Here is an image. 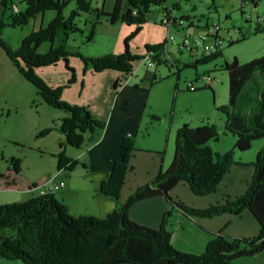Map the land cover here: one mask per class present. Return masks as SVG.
I'll use <instances>...</instances> for the list:
<instances>
[{
  "label": "trees",
  "instance_id": "obj_1",
  "mask_svg": "<svg viewBox=\"0 0 264 264\" xmlns=\"http://www.w3.org/2000/svg\"><path fill=\"white\" fill-rule=\"evenodd\" d=\"M22 1L24 11H14L9 22L0 19V48L25 80L35 87L37 96L45 104L66 113L59 126L65 140L60 143L61 150L56 157L59 170L73 171L77 161L67 157L65 148L70 146L81 149L84 145L98 142L106 122L97 119L87 107L69 104L62 99L63 90L76 81L75 70L69 66V58H80L85 69L90 68L97 73L109 69L121 72L125 77L132 73L136 62L146 54H150L158 64L169 63L167 59L160 58L165 52L167 41L161 46L147 45L143 55L131 53L129 47L130 41L141 31L142 24L147 22L151 7L161 8L165 0H127L128 7L123 15H120L121 0H116L110 13L91 7L86 0H77L79 11L95 14L90 34L85 38L87 43L92 41L96 26L104 18L111 24L121 22L135 25L134 32L124 38V52L107 53L101 57L83 56L78 51H68L65 46L68 35L81 32L73 22L79 12H73L70 18L63 15L68 0ZM6 3L8 0H2L1 5L6 6ZM177 8L174 5L172 9L176 11ZM46 11L56 12V18L45 29L37 30L22 40L19 48H13L2 40L1 33L6 26H26L30 19L42 16ZM255 33L264 34V25L257 23ZM59 34H62L60 45L51 46L45 54L37 52L46 42L54 44ZM221 54L209 55L200 62L207 63ZM60 61L65 62L64 66L71 78L63 86L52 88L37 74L36 69L55 66ZM223 69L229 77L230 99L227 106L220 108L226 115L225 129L237 136L235 148L238 151L249 150L255 140L264 139V55L245 63H240L234 57L231 62H225ZM253 82L258 87L255 88L252 100L245 95V89ZM116 87L117 82L114 83ZM240 99L254 103L253 108L250 106L246 110L247 115L236 111ZM49 131L52 129L44 130L38 137ZM218 137L215 125L192 127L183 124L176 131L174 157L169 167L151 182L135 189L126 204H121L120 192L125 185L127 173L133 170L130 161L137 150L134 147L135 138L125 135L118 145L120 158L113 163L107 179L98 188L99 194L117 202L109 216H72L54 195L48 193L1 205L0 259L16 260L22 264H233L240 257L264 255V147L260 148L252 164L254 173L246 191L238 197L204 209L189 207L169 197V192L180 181H185L195 195L205 196L217 191L221 180L235 162L231 151L221 155L211 148L209 142L218 140ZM11 163L12 169L9 171L19 173V160L13 159ZM0 188L18 187L10 175L0 173ZM159 196L166 197L173 208L179 209L189 218L208 219L225 213L237 216L244 210L248 211L258 221L259 233L252 238L218 234L208 242L204 252L185 253L171 245L172 234L167 228L171 217L169 211L163 216L158 229L138 225L130 220L129 210L134 204Z\"/></svg>",
  "mask_w": 264,
  "mask_h": 264
},
{
  "label": "rangeland",
  "instance_id": "obj_2",
  "mask_svg": "<svg viewBox=\"0 0 264 264\" xmlns=\"http://www.w3.org/2000/svg\"><path fill=\"white\" fill-rule=\"evenodd\" d=\"M91 7L100 8L106 13H110L116 4V0H86ZM240 0H165L163 7L153 6L150 9V17L148 22H144V30L140 32L135 39V46L144 48L147 43L153 45H164L167 35L166 28L160 25L163 16L168 11H172L173 6H181V10H176L177 15L185 18L191 24L199 26V30H203L207 26L220 27V36L223 40L221 55L215 59L204 63L201 59L207 58L211 54H204L200 51L198 54H190L189 51H178L171 43L167 44L169 53V63L158 64L154 61L153 66H143L135 64L131 78L127 82L121 83L117 87L114 96L110 93L111 86L109 84V76L104 70L99 73L87 68L84 71L91 70L93 73L100 74L99 77L90 81V86L83 90L80 84L69 86L66 90V98L78 100L83 107L99 112L97 119L106 122V127L101 139L94 144L89 155L92 160H77L76 167L72 171L65 170L60 177L55 174L58 170L57 154L52 150L58 147V142L54 140L52 131L44 136L38 135L44 130L50 128L45 126L48 122L49 112H40L37 117L27 112L28 108H38L39 96L35 95V87L31 84L19 80V72L11 68V63L0 57V173L6 174L7 170L12 169L11 161L19 160L20 174L26 178H36L47 170H52L51 177L46 176L34 182L33 189H22L17 182V190L0 188V206L14 202H21L30 199L32 196H41L37 186L42 184L51 185L56 182L60 183L63 179L68 183L67 177L73 179H82L85 172L90 171L94 176L105 173L108 160L114 163L119 157L118 142L114 140V136L122 129L129 128L135 133L134 147L146 152H156L165 157V168L171 164L174 157V145L176 131L185 123L192 127L198 125L209 124L215 125L218 132V140L214 139L209 142L211 148L221 155L231 151L233 153L234 163L238 159L246 167L252 166L256 160L258 148L264 147V139L255 140L249 150L238 151L236 147L237 136L225 129V114L220 108L227 106L229 99V77L223 69L225 62H231L235 57L240 63L251 61L264 55V34L255 33V12L253 10L252 0H243L249 2V5L242 8ZM258 1V0H257ZM261 14H264V1L259 0ZM0 0V19L3 22H9L13 15L14 9L19 11L25 10L22 0H8L6 6L1 5ZM77 0H68L63 8V15L71 17L73 12H79L73 22L81 29V32H75L68 35L65 40V46L68 51L83 52L88 57H101L116 47L118 39H120L119 27L114 26L105 18L98 23L92 41L87 43L85 38L90 34V21H94V13H84L77 9ZM128 7L127 0H121L120 15L125 14ZM167 10V11H165ZM252 11V13L250 12ZM250 12L252 20L246 18V13ZM259 14V16H262ZM57 13L54 11H46L43 16L30 19L26 26L8 27L6 26L1 33V38L13 48H19L22 40L26 39L30 34L40 29H45L52 19H55ZM90 23V27L88 24ZM110 23V24H108ZM264 24V23H261ZM130 34L134 32L135 25H127ZM165 28V29H164ZM171 33L175 36V40L182 39V34L174 29ZM62 34H59L54 44L46 42L37 49L39 54H45L51 46L57 47L61 44ZM120 44L122 41L120 40ZM123 47V43H122ZM2 52V51H1ZM3 53V52H2ZM4 54V53H3ZM167 59V58H163ZM48 69V70H47ZM118 74L120 82L122 73L113 71ZM60 68L54 70L52 66L45 68L44 77L51 79L53 83L59 82V86H63L66 82L62 80ZM19 76V77H18ZM210 77L212 84L207 87L203 77ZM125 77V76H123ZM22 78V77H21ZM22 80V79H21ZM89 81V79L87 80ZM191 84L197 87L195 90H188ZM107 85V88H106ZM118 85V82H117ZM258 85L253 82L245 89V95L253 100V93ZM37 93V92H36ZM63 99V98H62ZM64 100V99H63ZM66 101V100H65ZM67 102L73 105H80L77 102ZM250 103L247 99H240L236 104V111L247 115L246 110L253 108L254 103ZM49 107V106H48ZM51 109V107H50ZM54 110V109H51ZM96 117V116H95ZM25 120V125H21ZM38 123V124H37ZM35 124L44 126L36 134L25 136L22 138L24 130H28L29 126ZM107 133V137L105 135ZM105 138V140H104ZM46 139V140H45ZM39 140H44L42 144H38ZM42 146H47L49 151H43ZM84 145L81 149H85ZM57 149V148H56ZM55 151V150H54ZM109 167V172H111ZM243 172L247 174V170ZM60 173V172H59ZM109 174V173H108ZM65 175V176H64ZM63 177V178H62ZM54 197L65 206L72 216H88L82 215L78 210L75 201L72 202L69 209L68 198L63 197V190H57L51 193ZM90 205V204H89ZM105 218V217H104ZM138 223V222H136ZM141 225V224H138ZM172 245V244H171ZM259 256V257H258ZM256 257H240L233 264H263L260 259L261 255ZM0 264H22L16 260H2Z\"/></svg>",
  "mask_w": 264,
  "mask_h": 264
},
{
  "label": "crops",
  "instance_id": "obj_3",
  "mask_svg": "<svg viewBox=\"0 0 264 264\" xmlns=\"http://www.w3.org/2000/svg\"><path fill=\"white\" fill-rule=\"evenodd\" d=\"M252 1H253V7L255 8L254 11L255 15L259 16V14H261V12H259L261 7L260 6L261 2L259 0L258 1L252 0ZM177 10L178 11L181 10V6H178ZM149 15L150 13L147 15V22L150 21ZM261 15H263L264 18V14ZM177 16L180 17V15ZM183 17L185 18V15ZM107 21L108 20L106 19L104 23L107 24ZM90 23L88 24V27H90ZM113 25L119 27L118 31L121 37L120 39H118V42L114 50H112L109 53L119 54L121 52H124L125 50V46L123 42L124 38L127 37L128 34H130V31H132L130 29H133V27L129 29L127 27V24L121 22H117L115 24L113 23ZM191 26L194 27L195 31H200L199 30L200 27L195 26L194 23L191 24ZM143 30H144V25H142V29L140 32H142ZM175 31L180 32L182 34V31L178 29H176ZM165 34L168 35L167 29L165 30ZM135 39L136 38H133L129 43L131 53L143 55L145 53V48L144 46L143 48L139 46L136 47L134 45ZM120 40L123 43V47H122V43L121 44L119 43ZM147 44L153 45L154 43H147ZM80 53L83 54V52ZM167 53H169V51L168 48L166 47L165 52L162 54L160 58L163 59L166 57L168 61H170ZM1 56L3 57V59H6V61L9 62V64L11 63L10 65L11 68L16 70V72H19L18 74H20L19 75L20 77L18 76L19 80L25 83L24 82L26 81L25 78L22 76L20 71L13 65V62L7 57L5 52L0 48V57ZM83 56L88 57L89 55L83 54ZM69 64H70L69 66L75 70V74H76V81L70 86H76L77 84H80V86L82 87L81 93L84 94L83 90H86L90 86L91 84L90 81L96 79V76L99 77L100 74L93 73L90 69L84 71L85 65L83 61L78 57H70ZM64 65L65 62L60 61L57 65L55 66L50 65V66H52L54 70L60 68L61 71L63 72L61 81L66 82L71 78V74L69 71H67ZM50 66L36 69V71L39 76H41L50 86H52V88H56L59 86V84L62 83L59 82L53 83L51 79L47 78L46 76L44 77L45 68H48ZM106 74H108L109 76V81H110L109 84L111 83L110 93L112 94V96H114L117 90V87L114 88V83L119 82L117 81L118 74L113 71H107ZM88 79L89 81H87ZM26 82L30 84L28 81ZM36 95L37 93L35 92L34 95L35 98H37ZM66 96L67 95L65 90V92L62 95V98L67 102H73L72 99H68L66 98ZM74 102H77L81 106H84L81 104V102H78V100L77 101L74 100ZM38 105H39L38 108L36 107L28 108L27 112H29V114L32 115L31 117L34 116L37 117L38 114L40 115V112H49L48 121L50 122H48L45 126H50V128L52 129L54 140L58 142V147H55L52 150V152H54V154H58L61 150L60 143L65 140V136L59 131V126H61L62 119L66 116V113L61 110H51L50 106L48 107V105L45 104L41 99H39ZM91 114L96 116V118L99 117V112L91 110ZM21 125H25V120L22 121ZM42 128H44V126H38V125L35 126V124L30 125L28 130L25 129L23 132L24 133L22 136L23 140L26 135L32 136ZM128 134H131L132 135L131 137H134L135 135V133L129 130V128L125 127L122 128L113 138L118 142L119 145L121 139L125 135L128 136ZM106 137H107V133L105 135V138ZM43 141L44 140H39L38 144L41 145ZM95 143L97 142H93L91 144L86 145L85 149L67 146L65 148L66 153L68 155L67 157L73 158L75 160L85 159L86 161H89L88 163H90L92 157L89 155V153L91 152ZM42 148L44 149L43 151H49L47 149L48 148L47 146H42ZM259 150L260 148H258L257 153ZM119 157H120V151H119ZM164 160L165 157L161 156V154L159 153L146 152V151H142L141 149H137L134 152V157L130 161V165L133 166V170H131L126 175V182L123 188L121 189L119 203L126 204L131 193L135 189L151 182L158 174L164 172L169 167L167 166V168H165ZM111 162L110 160H108L106 164L107 166L104 169L106 172L103 174L94 176V174H92L91 171L89 173H87L86 171L84 177L80 180L79 178L73 179V176L72 177L69 176L67 177L68 183H66L63 179H60V182H64V186H62L58 190L62 189L64 195L63 197H66V199L68 198V201H70L68 202V204L66 203L69 209L73 204L72 202L75 201V203L78 206L84 208L78 210L82 215H93L94 217H98V218H104L107 215L109 216L115 210L117 202L113 199H110L109 197H105L98 193V188H100L101 183L107 179L108 173H110L109 167L112 166ZM241 162L242 159L240 158L237 160L236 163L233 164V166L230 168L228 173L221 180L216 192H212L205 196L195 195L194 193H192V190L190 189L188 184L185 183V181H180L169 192L170 199L173 201L184 202V204L189 207L204 209L212 205L224 204L226 201L238 197L239 195H241L246 191L247 186L251 178L253 177V173H254L253 165L250 167H246V165H244ZM244 169L247 170V174L243 172ZM64 171H65L64 169L61 170L58 169L55 174H58V177H60L62 176L61 175L62 173L64 174ZM73 171L69 173V175L73 174ZM19 174L20 173H13L7 170L5 175H10L11 179L15 180L16 183L18 182V184L21 185L22 189L24 188L27 189L29 188L28 187L29 185L33 187L35 181L42 179L46 176L51 177L53 171L52 170L44 171L40 174V176L39 175L36 176V178L33 177L26 178ZM34 187L33 189H35ZM17 189H10V190H17ZM32 197L35 198L36 196L35 197L32 196ZM167 211L171 213V217L167 223V228L172 234L171 244L174 248L181 250L185 253L200 254L204 252L208 242L212 238L216 237L218 234H226L229 235L230 237L252 238L259 233L258 221L248 211L244 210L237 216L229 215V213H225L218 217L215 218L213 217L208 219L189 218L185 216L184 213L181 212L179 209L173 208L169 200L163 196H159L156 198L153 197L141 201L140 203L138 202L134 204L129 210V217L130 220L134 222H138V224H141L142 226L158 229L160 227L161 220H163V216ZM256 256H258V254L253 257ZM260 259L263 260V264H264L263 254Z\"/></svg>",
  "mask_w": 264,
  "mask_h": 264
},
{
  "label": "built area",
  "instance_id": "obj_4",
  "mask_svg": "<svg viewBox=\"0 0 264 264\" xmlns=\"http://www.w3.org/2000/svg\"><path fill=\"white\" fill-rule=\"evenodd\" d=\"M242 8L249 5V2H245L240 0L239 1ZM253 7V6H252ZM253 10L255 11V8L253 7ZM15 12L18 11L17 8L14 9ZM252 13V11H250ZM246 13V18L249 20H252L251 13ZM135 14V12H134ZM255 20L257 23H264V18L261 16L256 15ZM162 26H164L167 31L168 35L166 38L167 44L171 43L174 45V47L181 52L189 51V53L192 54H198L200 51H202L204 54H215L218 52H221L223 47V38L220 36V27L218 25L216 26H207L203 30L195 31L194 27L191 26V23L187 21L184 17H179L176 15L175 10L168 11L164 14L163 20L160 23ZM173 29H178L182 31V39L179 41H176L175 36L171 33ZM166 44V47H167ZM166 49V48H165ZM137 65L146 66H153L154 60L151 58L150 54H146L143 56L140 60L136 62ZM133 72V71H132ZM132 74V73H131ZM131 74L126 75V77L122 78L120 82H118L117 87L119 88L121 83L127 82L129 78H131ZM203 80L207 84V87H210L212 84V80L210 77L206 76L203 77ZM194 84H191L188 86L189 90H195L197 87L193 86ZM131 134H128V137H131ZM64 186V182L55 183L51 185H40L37 186L40 195L44 194H51L54 191H57L59 188ZM34 187V186H33ZM36 188V187H34Z\"/></svg>",
  "mask_w": 264,
  "mask_h": 264
},
{
  "label": "bare ground",
  "instance_id": "obj_5",
  "mask_svg": "<svg viewBox=\"0 0 264 264\" xmlns=\"http://www.w3.org/2000/svg\"><path fill=\"white\" fill-rule=\"evenodd\" d=\"M166 58V57H165ZM168 60V59H167Z\"/></svg>",
  "mask_w": 264,
  "mask_h": 264
}]
</instances>
